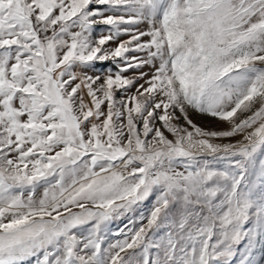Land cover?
<instances>
[{
	"label": "snow or ice",
	"instance_id": "6c2138e0",
	"mask_svg": "<svg viewBox=\"0 0 264 264\" xmlns=\"http://www.w3.org/2000/svg\"><path fill=\"white\" fill-rule=\"evenodd\" d=\"M262 260L264 0H0V264Z\"/></svg>",
	"mask_w": 264,
	"mask_h": 264
},
{
	"label": "rangeland",
	"instance_id": "374dc122",
	"mask_svg": "<svg viewBox=\"0 0 264 264\" xmlns=\"http://www.w3.org/2000/svg\"><path fill=\"white\" fill-rule=\"evenodd\" d=\"M257 258L259 259V254L257 255ZM261 264H264V260L261 261Z\"/></svg>",
	"mask_w": 264,
	"mask_h": 264
}]
</instances>
